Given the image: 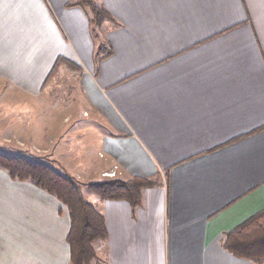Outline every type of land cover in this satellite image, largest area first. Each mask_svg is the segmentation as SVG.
I'll return each mask as SVG.
<instances>
[{
	"label": "crops",
	"instance_id": "obj_1",
	"mask_svg": "<svg viewBox=\"0 0 264 264\" xmlns=\"http://www.w3.org/2000/svg\"><path fill=\"white\" fill-rule=\"evenodd\" d=\"M82 1L0 0V82L35 97L60 58L77 65L99 176L157 181L137 208L96 195L92 264H264L223 247L264 211V0H93L101 27ZM69 230L0 169V264H70Z\"/></svg>",
	"mask_w": 264,
	"mask_h": 264
},
{
	"label": "rangeland",
	"instance_id": "obj_2",
	"mask_svg": "<svg viewBox=\"0 0 264 264\" xmlns=\"http://www.w3.org/2000/svg\"><path fill=\"white\" fill-rule=\"evenodd\" d=\"M77 72L60 66L35 97L15 93L0 82V154L41 163L71 177L91 204L98 198L87 186L115 179L118 172L114 167L99 176L96 170L104 163L93 155L96 143L91 133L98 124L84 111L88 105Z\"/></svg>",
	"mask_w": 264,
	"mask_h": 264
},
{
	"label": "trees",
	"instance_id": "obj_3",
	"mask_svg": "<svg viewBox=\"0 0 264 264\" xmlns=\"http://www.w3.org/2000/svg\"><path fill=\"white\" fill-rule=\"evenodd\" d=\"M80 5L89 7L90 22L94 27H101L106 21H114L106 9L93 1L85 0ZM100 53L110 55L109 50ZM62 65L80 70L77 65L60 58L50 77ZM0 169L7 172L13 181L31 182L54 196L68 209L70 230L67 243L70 247V264H92L97 258L96 243L106 240L108 231L104 216L85 200L83 188L71 177L47 165L20 157L0 154ZM156 185L157 181L152 179L134 177L124 181L117 177L88 185L87 189L101 199L124 200L137 208L142 203L143 190ZM223 247L237 258L264 263V211L226 232Z\"/></svg>",
	"mask_w": 264,
	"mask_h": 264
},
{
	"label": "built area",
	"instance_id": "obj_4",
	"mask_svg": "<svg viewBox=\"0 0 264 264\" xmlns=\"http://www.w3.org/2000/svg\"><path fill=\"white\" fill-rule=\"evenodd\" d=\"M111 175H115V173H112Z\"/></svg>",
	"mask_w": 264,
	"mask_h": 264
}]
</instances>
